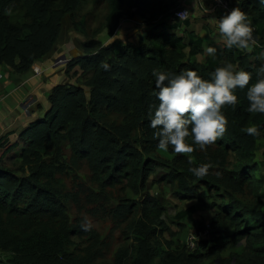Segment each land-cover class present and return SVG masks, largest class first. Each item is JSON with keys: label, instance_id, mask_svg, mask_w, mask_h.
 <instances>
[{"label": "trees", "instance_id": "obj_1", "mask_svg": "<svg viewBox=\"0 0 264 264\" xmlns=\"http://www.w3.org/2000/svg\"><path fill=\"white\" fill-rule=\"evenodd\" d=\"M11 1L0 0V66L21 72L47 54L65 14L84 32V17L73 19L81 0H61L59 7L54 0H20L27 17L21 24L11 22L5 12ZM90 1L106 4L103 21L94 31L104 26L111 40L106 44L95 37L83 41V53L65 64V73L75 83L54 85L46 93L49 107L19 130L16 139L0 136V264H154L155 257V264H264L263 182L254 176L258 164L251 156L257 137L245 131L252 123L264 126V113L245 110L247 85L236 90V105L223 106L229 121L223 137L205 149L194 146L192 153L174 152L171 145L167 152L159 150L148 115L150 106L159 102L153 92V68L172 73L194 68L207 77L227 59L253 71L252 83L256 77L250 66L264 63V4L259 0L241 3L253 19L258 38L251 52L228 49L222 42L212 57L204 52V37L187 29L190 15L183 20L172 15L178 0ZM125 15L139 16L145 23L138 45L115 34ZM102 60L111 68H100ZM105 107L125 111L130 120L104 125ZM17 162L26 165L24 175L19 174L23 167ZM82 162L93 176V189L122 182L137 194L153 175L175 191L197 196L200 203L217 211L210 234L193 247L174 248L168 239L163 247L157 234L161 230L146 224L149 209H161V202L151 201L148 194L140 200L122 196L110 212L125 221L127 233L133 232L126 235H132L133 241L117 250L111 263L103 261L105 238L94 228L79 227L84 217L79 208L98 196L94 190L80 197V183L85 180L79 169ZM205 162L212 165L206 177L197 178L188 171ZM200 183L219 200L199 196L195 186ZM74 205L76 213L71 217ZM194 205L178 216L191 217Z\"/></svg>", "mask_w": 264, "mask_h": 264}, {"label": "rangeland", "instance_id": "obj_2", "mask_svg": "<svg viewBox=\"0 0 264 264\" xmlns=\"http://www.w3.org/2000/svg\"><path fill=\"white\" fill-rule=\"evenodd\" d=\"M61 0H54L53 4L56 7L60 6ZM11 11L7 12L9 20L13 23H23L27 21V17L24 14V9L20 5V0H12L10 2L9 8ZM107 10L106 4H93L90 0H81L78 3L77 11L74 16V21H79L83 16V22H85L83 30L76 28L71 23V18L68 14L63 16L62 26L58 37L55 40L53 47L50 51L45 54L40 59L35 60L28 69H25L21 72L13 71V69L8 65H1L0 68L2 76L4 74H19L24 72H29V70L34 74H38L43 69V61L47 58L48 54L56 52L58 54L57 60L61 55L66 57L75 56L77 54H82L83 50L81 44L83 41L88 38L95 37L99 39L102 43H108L111 38L108 37L106 28L102 26L98 31H94L97 26H99L103 21V16ZM191 15L189 16L190 24L187 27L188 30H192L199 35L204 37V45L208 44L214 45L216 48H219L220 44L223 42V38L219 34L216 23L217 19L223 14L220 12H207L201 13L200 10L191 5L190 6ZM171 20V19H170ZM145 23L143 19L139 16L127 17L126 15L121 19L119 26L115 32L117 37H122L128 42H131L133 45H138L139 37L144 34ZM183 28V27H181ZM209 30V31H208ZM86 32V33H85ZM94 32V33H93ZM114 38V37H113ZM112 38V39H113ZM252 50V49H251ZM251 52V51H246ZM61 53V54H59ZM67 54V55H66ZM202 58V55L199 56V59ZM18 61V60H17ZM16 61V62H17ZM62 62V61H61ZM41 63V65H40ZM59 66V65H58ZM58 66L53 67L57 69ZM65 65L63 68V75L66 80L62 82L75 83V78L70 77L65 73ZM12 71V72H11ZM54 72L50 71L49 76H54ZM58 83H55L56 85ZM52 85V87L54 86ZM50 87V89L52 88ZM88 93L87 87H84ZM49 89V90H50ZM130 120V115L123 110H115L108 107L104 108V115L101 122L104 125L107 124H123ZM18 136V135H17ZM15 136V139L17 138ZM208 148V147H207ZM253 161L258 164L257 169L254 171V176L262 180L263 184L260 187V190L263 194L264 200V128L261 129V135L257 137L256 148L251 154ZM10 163V161H9ZM23 164V165H22ZM18 167L20 166L19 174L24 175L27 171L26 165L23 162H17ZM16 165V167H17ZM79 169L82 173V176L85 177L84 182L80 183L79 192L82 193L80 196L83 198L85 193H91L94 190L98 193V196L93 195L91 202L86 206H83L80 209L81 215H87L93 222V228L96 229L102 236L105 238V245L103 247L102 260L111 263L114 253L121 249L128 247L129 244L133 241L132 235L133 232L129 231L127 233L126 223L120 218H114L110 212V208L117 204L119 198L122 196H128L140 200L141 198L146 197L148 194L150 200L155 199L160 201L162 204L161 209L157 210L155 208H150V215L146 217L149 226L151 224L157 225V229L161 230L157 234H161L160 241L161 246L167 245L166 239L170 240L171 245L175 246H185L188 248L186 236L187 233L191 230L197 231L204 227L206 224L211 226V220L216 214V209L212 206L203 205L200 203L197 196L184 195V192L175 191L171 188L170 184L164 181L157 182L155 181L153 175L149 176L146 182L145 189L141 193L134 194L131 189L123 184L118 182L113 186L104 187V188H94L93 189V178L92 174L89 171V168L84 162L81 163ZM155 176V175H154ZM67 184L71 185L72 181L67 179ZM102 190V191H99ZM196 192L199 196L207 200H219L218 197L214 194L212 189H207L206 186L201 183L195 186ZM85 192V193H84ZM192 193V191L190 190ZM189 192V193H190ZM245 192L246 189H245ZM184 193V194H182ZM92 194V193H91ZM195 204V205H194ZM190 205L196 206V209L191 217L178 216V213L187 208ZM139 206V205H138ZM76 206L72 207L70 216L73 217V212L76 213ZM264 208V204H263ZM137 217L140 218L137 214ZM80 222L81 219H79ZM212 229V227H211ZM163 238V239H161ZM77 241H81L80 237H75ZM198 240V239H197ZM196 242V240H195ZM188 246V247H187ZM158 249H161L159 246ZM158 261V257L154 258V264Z\"/></svg>", "mask_w": 264, "mask_h": 264}, {"label": "clouds", "instance_id": "obj_3", "mask_svg": "<svg viewBox=\"0 0 264 264\" xmlns=\"http://www.w3.org/2000/svg\"><path fill=\"white\" fill-rule=\"evenodd\" d=\"M241 3L242 0H236L235 6L217 19L216 27L226 48L251 51L257 45L258 38L254 35L253 19L241 7ZM259 3L264 4V0H259ZM10 11L5 9L6 13ZM185 12L178 13L179 18H187ZM204 52L215 57L217 49L208 44ZM69 59L63 54L57 62L66 63ZM99 67L108 70L111 64L102 60ZM250 67H254L256 77L252 83L249 81L253 71L227 59L210 71L207 77L194 68H181L175 73L153 68V92L159 102L150 106L148 115L149 126L155 129L153 135L158 138L156 147L167 152L171 145L174 152L192 153L194 146L205 149L216 142L217 138L223 137L229 123L223 106L236 105L239 102L236 90L245 89L246 85L248 104L245 110L264 113V63ZM262 127L252 123L245 131L259 137ZM187 159L191 165L192 157L188 156ZM211 166L210 162L200 163L189 167L188 171L197 178H203L208 175ZM79 227L89 231L93 228V222L84 215Z\"/></svg>", "mask_w": 264, "mask_h": 264}, {"label": "crops", "instance_id": "obj_4", "mask_svg": "<svg viewBox=\"0 0 264 264\" xmlns=\"http://www.w3.org/2000/svg\"><path fill=\"white\" fill-rule=\"evenodd\" d=\"M57 57L56 52L48 54L43 61L42 71L36 75L29 70L16 75L4 74L1 77L0 68V136L6 134L10 140H14L19 130L49 107L46 93L55 83L66 80L63 75L66 63L57 62ZM55 66L58 68L54 69ZM50 71L55 75L49 76ZM39 105L42 110L38 108Z\"/></svg>", "mask_w": 264, "mask_h": 264}, {"label": "built area", "instance_id": "obj_5", "mask_svg": "<svg viewBox=\"0 0 264 264\" xmlns=\"http://www.w3.org/2000/svg\"><path fill=\"white\" fill-rule=\"evenodd\" d=\"M236 0H178L175 7L172 8V15L179 18L178 13L186 11L184 13L185 17L191 15L190 6L193 5L197 7L201 13H207L211 11L225 13L235 6ZM181 20L185 18H179ZM211 228L209 224L197 231H189L186 236L187 244L189 247L195 245V240L206 237L210 234Z\"/></svg>", "mask_w": 264, "mask_h": 264}, {"label": "water", "instance_id": "obj_6", "mask_svg": "<svg viewBox=\"0 0 264 264\" xmlns=\"http://www.w3.org/2000/svg\"><path fill=\"white\" fill-rule=\"evenodd\" d=\"M141 37H142V36H141ZM141 37H140V38H141Z\"/></svg>", "mask_w": 264, "mask_h": 264}]
</instances>
